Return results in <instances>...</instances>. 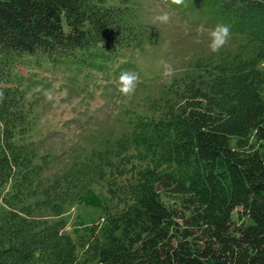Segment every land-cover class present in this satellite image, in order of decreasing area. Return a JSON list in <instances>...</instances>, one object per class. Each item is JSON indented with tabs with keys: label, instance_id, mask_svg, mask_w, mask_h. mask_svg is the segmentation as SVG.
I'll use <instances>...</instances> for the list:
<instances>
[{
	"label": "trees",
	"instance_id": "1",
	"mask_svg": "<svg viewBox=\"0 0 264 264\" xmlns=\"http://www.w3.org/2000/svg\"><path fill=\"white\" fill-rule=\"evenodd\" d=\"M207 3L231 47L54 172L18 67L123 66L156 35L130 0H0V264H264V0ZM95 187L102 221L74 237L65 214Z\"/></svg>",
	"mask_w": 264,
	"mask_h": 264
},
{
	"label": "rangeland",
	"instance_id": "2",
	"mask_svg": "<svg viewBox=\"0 0 264 264\" xmlns=\"http://www.w3.org/2000/svg\"><path fill=\"white\" fill-rule=\"evenodd\" d=\"M135 7L137 22L142 30L156 35V40L146 45L142 52L112 63L106 69L88 70L85 63L70 67L57 65L55 69L44 62L21 65L17 73L25 78L23 84L27 100L33 105V140L40 153H49L54 159L51 170L61 169L76 151L87 149L104 134L120 130L121 113L125 105L152 95L167 81L159 72L158 61L167 59L177 73L182 75L195 59L206 58L213 53L208 48L206 36L200 37L196 28L204 24L212 28L226 24L224 16L207 0H185L177 8L167 25L154 22L158 10L166 7L164 0H130ZM190 26L185 28V23ZM231 47L229 43L225 48ZM38 66V67H37ZM264 70V63L261 65ZM124 71L140 73V81L131 99L118 91V78ZM168 84V83H167ZM51 94V98L46 95ZM97 137V138H96ZM85 153V151H82ZM105 190L95 187L83 195L81 201L65 214L66 230L72 236H84L91 226L102 221Z\"/></svg>",
	"mask_w": 264,
	"mask_h": 264
},
{
	"label": "clouds",
	"instance_id": "3",
	"mask_svg": "<svg viewBox=\"0 0 264 264\" xmlns=\"http://www.w3.org/2000/svg\"><path fill=\"white\" fill-rule=\"evenodd\" d=\"M166 7H163L158 10L157 14L154 16V22L160 25L169 24L172 19L174 12L172 6L177 8L185 5V0H164ZM190 26L185 23V28ZM196 32L200 37L206 36L208 39V48L211 53L219 54L230 42L231 38V29L230 26L226 24H217L212 28H206L202 23L196 28ZM159 72L162 77L167 81L168 84H171L173 79L176 76L177 69L170 63L167 59H160L158 61ZM140 81V73L136 71H124L120 74L118 78V91L119 93L128 99H131L137 89L138 82ZM49 98H51L50 93H46ZM4 99V95L0 92V102Z\"/></svg>",
	"mask_w": 264,
	"mask_h": 264
}]
</instances>
